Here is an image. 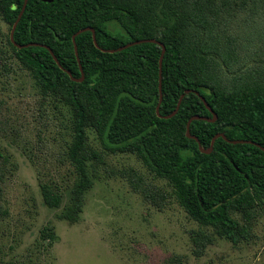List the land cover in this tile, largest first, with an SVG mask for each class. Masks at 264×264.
Here are the masks:
<instances>
[{
  "label": "trees",
  "instance_id": "16d2710c",
  "mask_svg": "<svg viewBox=\"0 0 264 264\" xmlns=\"http://www.w3.org/2000/svg\"><path fill=\"white\" fill-rule=\"evenodd\" d=\"M24 2L0 0L11 57L44 98L71 114L67 158L76 183L61 219H79L94 175L105 164L89 142L93 131L105 151L136 155L154 178L172 187L178 204L199 225L192 234L196 254L218 238L234 245L249 240L256 209L264 205V151L255 145L264 147V0H29L12 41ZM239 13L248 16L243 34L231 30ZM85 28L95 30L100 48L92 32L76 37L84 74L79 82L73 36ZM142 40L165 46L162 68V47L155 43L102 51ZM29 44L48 46L60 65L46 48L16 46ZM182 96L177 114L164 118ZM206 104L217 120L191 122L197 142L187 137V126L193 117L214 118ZM219 134L253 144L220 137L210 154L203 153L200 148L210 149ZM123 175L147 201L163 207L167 194L143 188L134 170ZM40 188L45 204L60 208V186L50 182ZM50 231L44 229L43 236ZM180 263V256L168 260Z\"/></svg>",
  "mask_w": 264,
  "mask_h": 264
},
{
  "label": "rangeland",
  "instance_id": "374dc122",
  "mask_svg": "<svg viewBox=\"0 0 264 264\" xmlns=\"http://www.w3.org/2000/svg\"><path fill=\"white\" fill-rule=\"evenodd\" d=\"M247 19L239 13L231 30L248 31ZM9 33L0 17V264H168L175 256L180 264H264V205L256 209L249 240L234 245L218 238L198 255L192 234L199 225L172 187L154 178L136 155L105 151L93 131L89 142L105 164L94 175L79 219H61L76 183L67 158L71 114L44 98L30 73L12 59ZM129 170L142 178L143 188L168 195L162 208L133 188L123 175ZM50 182L63 193L58 209L49 208L41 194V184Z\"/></svg>",
  "mask_w": 264,
  "mask_h": 264
},
{
  "label": "water",
  "instance_id": "95a60500",
  "mask_svg": "<svg viewBox=\"0 0 264 264\" xmlns=\"http://www.w3.org/2000/svg\"><path fill=\"white\" fill-rule=\"evenodd\" d=\"M28 1H29V0H25L24 5H23V8H22V10H21V12H20V14H19V16H18V18H17V21L15 22V24H14V26H13V29H12V32H11V40H12V41L14 40V39H13L14 32H15V30H16V28H17V25H18V23L20 22V20H21L23 14H24V12H25V9H26V7H27ZM44 1H45V2H52V0H44ZM84 32H92V33H93L94 44H95V46H96L97 48H100L99 45H98V43H97V40H96L95 30L92 29V28H85V29L79 31L78 33H76V34L73 36V43H74V47H75V54H76V56H77L78 62L80 63V68H81L82 77H83V78L80 79V80H76V81H79V82H82V81H83V79H84V74H83V68H82V65H81V61H80V59L78 58L79 53H78V47H77V45H76V37H77L78 35L84 33ZM143 43H155V44H157V45H159V46L162 47V56H161V60H160V67L162 68V62H163L164 54H165V52H166V48H165V46H164L163 44H161L160 42H158V41H156V40H142V41H137V42H134V43H130V44L124 46L123 48L119 49V50H104V49H102V51H103V52L114 53V52L121 51V50L127 49V48H129V47H132V46H135V45H140V44H143ZM16 46H17L18 48H20V49L27 48V47H31V46H41V47H43V48H46L47 50H49V52L51 53V55L54 57L55 61L60 65L59 60L55 57L53 51H52L48 46H45V45H39V44H29V45H24V46H22V45H16ZM68 74H70V73L68 72ZM70 76H71V74H70ZM190 92H191V91H187L186 94H189ZM183 98H184V96L181 97V100H180V102H179V104H178V106H177V109H176L171 115H169V116H167V117H164V118H171V117H173V116H175V115L177 114V112H178V110H179V108H180V105H181V101H182ZM202 99H203V98H202ZM203 100H204V99H203ZM161 102H162V92H161L160 103H159V105H158V107H157V114H158L159 116H160V105H161ZM206 106H207L208 110L212 113V115H213L214 118H213V119H208V118H201V117H193V118L189 121L188 126H187V137H188L189 139H194V140H196L197 142H199V140H198L196 137H194V136L191 135L190 124H191V122H192L193 120H199V119H201V120H206V121H211V122H215V121L217 120V115H216V113L213 111V109H212L209 105H207V104H206ZM220 137H222L223 139H225V140L228 141L229 143H233V144H238V143H251V144H253L252 142H247V141H230V140L227 139V137H226L224 134H219V135H217V136L212 140L211 148H210V149H208V150H204L203 148H200V150H201L203 153H205V154H210V153L212 152V150H213V146H214V144H215V141H216L218 138H220ZM199 144H200V143H199ZM254 144H255V143H254ZM255 145H256L257 147L261 148V149L264 151V147H261L259 144H255Z\"/></svg>",
  "mask_w": 264,
  "mask_h": 264
}]
</instances>
